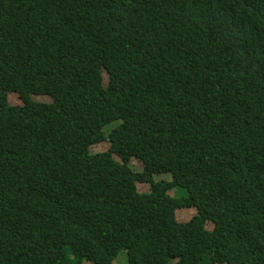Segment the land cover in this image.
I'll list each match as a JSON object with an SVG mask.
<instances>
[{
	"label": "trees",
	"instance_id": "obj_1",
	"mask_svg": "<svg viewBox=\"0 0 264 264\" xmlns=\"http://www.w3.org/2000/svg\"><path fill=\"white\" fill-rule=\"evenodd\" d=\"M122 251L264 264V0H0V264Z\"/></svg>",
	"mask_w": 264,
	"mask_h": 264
},
{
	"label": "rangeland",
	"instance_id": "obj_2",
	"mask_svg": "<svg viewBox=\"0 0 264 264\" xmlns=\"http://www.w3.org/2000/svg\"><path fill=\"white\" fill-rule=\"evenodd\" d=\"M104 77H105V83H107L108 80V75L107 73H104ZM34 100L36 101H40V102H49L51 99L48 96H44V95H38V96H34ZM9 101L12 104H17L19 103V98L17 97V94L13 93L10 94L9 96ZM117 124V122H114L113 124L108 125L107 127H105V133L109 134L110 130ZM109 147V143L108 142H103V143H99L96 144L94 146L91 147V151L93 152H100V151H104L107 150ZM132 164V168L136 171H139L142 169V164L137 161V160H132L131 161ZM171 174H160V175H155L154 179L155 180H160V179H167V180H171ZM137 188L138 191L140 193H144V192H149L150 191V184L149 183H137ZM172 192V191H171ZM170 192V193H171ZM177 193H183V190L179 189L177 191ZM172 195V194H171ZM178 218L179 219H185L187 218V214L180 212L178 213ZM177 218V219H178ZM114 264H127V254L126 251H122L120 252L119 256L114 260Z\"/></svg>",
	"mask_w": 264,
	"mask_h": 264
}]
</instances>
